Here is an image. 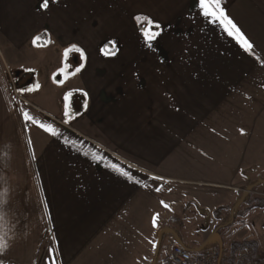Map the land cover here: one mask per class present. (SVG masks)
<instances>
[{
  "label": "crops",
  "instance_id": "obj_1",
  "mask_svg": "<svg viewBox=\"0 0 264 264\" xmlns=\"http://www.w3.org/2000/svg\"><path fill=\"white\" fill-rule=\"evenodd\" d=\"M42 4L0 0V214L10 245L0 259L51 264L55 249L56 264H153L161 240L166 253L175 243L198 249L164 232L173 212L197 208L228 224L257 181L252 165L264 168V0H221L254 54L200 0ZM137 16L160 33L151 46ZM40 34L48 42L33 44ZM245 239L264 258L263 234L230 245Z\"/></svg>",
  "mask_w": 264,
  "mask_h": 264
},
{
  "label": "rangeland",
  "instance_id": "obj_2",
  "mask_svg": "<svg viewBox=\"0 0 264 264\" xmlns=\"http://www.w3.org/2000/svg\"><path fill=\"white\" fill-rule=\"evenodd\" d=\"M1 45H2V40L0 38V46ZM78 54L80 55L79 52ZM71 67L69 68V70L71 69ZM21 74L24 75L23 71ZM259 133L260 135H262L263 131H260ZM259 151L261 156L263 151V146L259 147ZM250 170L252 174L256 175L257 181H260V184L258 186H252L254 190L252 191L251 194L255 197L264 199V168H262V164H255L252 165ZM252 184L253 182L250 183L249 187H251ZM249 187L244 186V188H242L240 192L241 196L242 194L248 193V191H246V188ZM249 203L250 202L248 199V201L245 202L242 201L239 203V206L235 207V208H240L239 209L240 212L243 210L242 217L244 219L242 220H244L243 221L244 223L242 224L241 222H238V224L232 228L226 227L224 223L225 221H223V224H219L218 225L219 227L215 226L213 223H211V213L209 211L198 210L197 208H194L185 211L173 212L174 215L167 224L163 225L162 229L165 230L166 228H168L169 232L170 231L172 233L178 232L181 235H185V237H187V239L190 242L196 244L199 247L203 245H206L207 247L216 246L217 248L220 249V252L222 249L223 255L227 256V254L229 253V248L231 246L230 241L233 238L243 235L245 237L247 236L255 237L257 232H261V234H263L264 236V207H254L251 210L247 211L245 209ZM225 212H226L225 210H222L221 214ZM180 218H182L183 220H181ZM217 222H219V220ZM164 232H166V230ZM234 241H242V240H234ZM256 242L258 243L257 253L259 254V248H260L259 242L257 240ZM167 244H168L167 242L161 240L158 250L155 253L153 264H156V262H160L161 258L166 253L165 249L168 246ZM224 252L226 254H224ZM243 253L250 255L248 251L245 250L239 251L237 253V256L235 257V261L233 262L234 264H236L237 257L239 256V254H243ZM166 254L168 255V253ZM166 254L165 256H167Z\"/></svg>",
  "mask_w": 264,
  "mask_h": 264
},
{
  "label": "snow or ice",
  "instance_id": "obj_3",
  "mask_svg": "<svg viewBox=\"0 0 264 264\" xmlns=\"http://www.w3.org/2000/svg\"><path fill=\"white\" fill-rule=\"evenodd\" d=\"M42 7L47 9L49 7V0H43ZM200 7L203 11V15L206 18H209L213 23L218 22L224 28L227 34L233 37L246 52L254 54L253 43L249 40V38L245 35L241 28L234 22V20L226 14L224 8L221 6V0H200ZM136 20L141 24H144L145 22L147 23V27L142 28V34L145 42L148 43L149 46H151V41L154 40L156 36L160 34L159 31L153 30L154 22L148 16H137ZM155 27L158 29L159 25H155ZM39 39L40 37H36L33 43L35 44ZM76 47V45L72 46V48ZM72 48L67 49L65 54L67 55V52L71 51ZM255 59L259 61L260 57L256 56ZM61 71H64V69H61ZM77 71H79V69H77ZM36 87L39 88V85H37ZM70 95L71 93H69V96ZM65 99H67V97H65ZM23 115L26 121H33L35 123H39V126L41 128H45L46 131H48L54 136L60 135L59 131L53 125H45L41 122L35 121V118L30 115L29 112L25 111ZM65 115H68L67 111L65 112ZM113 167L116 168L117 171H120L123 175L129 176V173L126 170L119 168V166L113 165ZM157 191H159V189H157ZM161 203L164 205L165 208L169 207V205L164 203L163 201ZM158 218L159 213L155 215L152 221L153 225L157 227ZM3 223L4 217L2 214H0V256H2L10 247L8 240L6 239V234L3 231ZM52 252L53 257L51 260V264H56V258L54 255L55 249H53ZM0 264H4L3 259H0Z\"/></svg>",
  "mask_w": 264,
  "mask_h": 264
},
{
  "label": "trees",
  "instance_id": "obj_4",
  "mask_svg": "<svg viewBox=\"0 0 264 264\" xmlns=\"http://www.w3.org/2000/svg\"><path fill=\"white\" fill-rule=\"evenodd\" d=\"M36 37H40V39L35 44H46L48 42L47 40L43 39V35L42 34H40L38 36H35L33 38L32 42L34 41V39ZM103 48L107 52H113V51L116 50V48L113 45H111V43H109V42H105L103 44ZM77 57L79 59V56H77ZM80 60L81 59H79L78 61H80ZM74 61H76V60H74ZM79 64H80V62H79ZM75 65H77V63ZM75 69L76 68H74V70ZM19 71H21V70H19ZM15 76H17V71L15 72ZM21 83L22 82L19 83V79H18L17 82H16V86L20 85ZM259 184H260V181H255V182H253V184L251 185L250 188L251 189H254L252 186H258ZM248 199H249V202L250 203L247 205V207H246L245 210L248 211V210H251L254 207H264V199L263 198L255 197L251 193L243 194L241 196V198H240L239 203L242 202V201L243 202L248 201ZM235 206H236V204H235ZM235 206H233V208ZM222 210H223V208L220 207L214 213L216 215H220ZM231 213L234 216L233 217V220H231L230 222H228V224H225V226L232 225L234 223V220L238 217V215H242L243 212L238 211V213H233V211H232ZM243 221L244 220H242V223H244ZM217 227H219V226H217ZM205 247H207V246L206 245H203V246H200L198 249H203ZM257 248H258V243L256 242V240H253V239H250V240L249 239H245V240H242V241H233L231 243V246H230V252H229V254L227 256L223 255V252H222V249H221L220 264H234L233 262L235 261V257L237 256V253L239 251H243V250L248 251L250 253L249 256H252V257L258 256V253H257V250L258 249ZM198 249H193V250H198Z\"/></svg>",
  "mask_w": 264,
  "mask_h": 264
},
{
  "label": "built area",
  "instance_id": "obj_5",
  "mask_svg": "<svg viewBox=\"0 0 264 264\" xmlns=\"http://www.w3.org/2000/svg\"><path fill=\"white\" fill-rule=\"evenodd\" d=\"M254 189H246L252 193ZM221 252L216 246L205 247L192 251L181 243L173 244L168 255L163 258V264H220ZM236 264H264V258L259 256H249L239 254Z\"/></svg>",
  "mask_w": 264,
  "mask_h": 264
},
{
  "label": "water",
  "instance_id": "obj_6",
  "mask_svg": "<svg viewBox=\"0 0 264 264\" xmlns=\"http://www.w3.org/2000/svg\"><path fill=\"white\" fill-rule=\"evenodd\" d=\"M20 73V71H17V74H19Z\"/></svg>",
  "mask_w": 264,
  "mask_h": 264
}]
</instances>
